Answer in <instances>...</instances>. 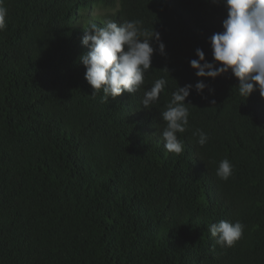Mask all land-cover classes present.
<instances>
[{"label":"trees","instance_id":"trees-1","mask_svg":"<svg viewBox=\"0 0 264 264\" xmlns=\"http://www.w3.org/2000/svg\"><path fill=\"white\" fill-rule=\"evenodd\" d=\"M0 31V264H264V98L231 71L190 66L222 31V0H3ZM141 20L160 33L145 82L102 103L79 60L90 24ZM218 63V62H217ZM165 89L144 108L155 80ZM207 85L198 94L194 85ZM189 126L168 152L162 131L178 86ZM209 89L213 91H209ZM212 100L216 103L213 105ZM209 136L204 146L193 133ZM227 158L233 173L216 175ZM245 225L221 248L207 226Z\"/></svg>","mask_w":264,"mask_h":264},{"label":"clouds","instance_id":"clouds-1","mask_svg":"<svg viewBox=\"0 0 264 264\" xmlns=\"http://www.w3.org/2000/svg\"><path fill=\"white\" fill-rule=\"evenodd\" d=\"M226 9V18L222 21V31L214 33L209 38L213 62H208L202 49L197 48L190 66L199 78L215 79L224 73H231L238 78V91L241 97L247 98L254 91L264 98V0H222ZM7 8L0 0V31L6 28ZM153 42H158V51L165 54V45L160 33L149 31L142 27L141 20L124 21L120 24L108 19L103 26L90 24L84 30L82 43L89 49L79 57L85 67V79L92 87V96L103 92L101 102H109L122 93L132 94L138 91L145 82V74L151 68V59L157 48ZM218 62V63H217ZM167 81L164 78L155 80L154 84L144 92L142 105L149 109L158 101L165 89ZM194 88L198 94L208 88L199 80ZM192 84L178 86L172 93V98L166 105V110L160 113L166 127L162 131L164 148L175 154L184 151V143L178 133H184L189 126L190 102ZM209 91H213L209 89ZM211 103L215 105L216 101ZM194 136L197 143L204 146L209 139L206 132L197 129ZM233 173V165L225 158L219 162L216 175L227 180ZM215 243L221 248L232 247L244 232L245 225L240 222L221 220L207 226Z\"/></svg>","mask_w":264,"mask_h":264}]
</instances>
